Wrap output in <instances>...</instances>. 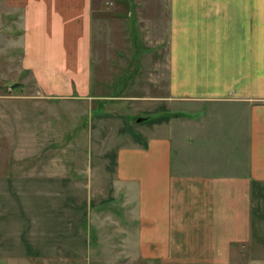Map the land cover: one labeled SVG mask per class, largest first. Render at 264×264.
Here are the masks:
<instances>
[{
    "label": "crops",
    "instance_id": "obj_1",
    "mask_svg": "<svg viewBox=\"0 0 264 264\" xmlns=\"http://www.w3.org/2000/svg\"><path fill=\"white\" fill-rule=\"evenodd\" d=\"M2 2L20 11V68L44 99L91 97L97 7L167 18L172 108L117 156L135 207L125 255L241 264L243 248L244 264H264V0Z\"/></svg>",
    "mask_w": 264,
    "mask_h": 264
},
{
    "label": "rangeland",
    "instance_id": "obj_2",
    "mask_svg": "<svg viewBox=\"0 0 264 264\" xmlns=\"http://www.w3.org/2000/svg\"><path fill=\"white\" fill-rule=\"evenodd\" d=\"M2 1L0 264H156L125 255L135 207L115 171L139 128L172 108L168 19L97 7L91 97L44 99L20 68V11Z\"/></svg>",
    "mask_w": 264,
    "mask_h": 264
},
{
    "label": "water",
    "instance_id": "obj_3",
    "mask_svg": "<svg viewBox=\"0 0 264 264\" xmlns=\"http://www.w3.org/2000/svg\"><path fill=\"white\" fill-rule=\"evenodd\" d=\"M144 118H146V117H142V116H141V117H138V118H137V121H141V120H143Z\"/></svg>",
    "mask_w": 264,
    "mask_h": 264
}]
</instances>
